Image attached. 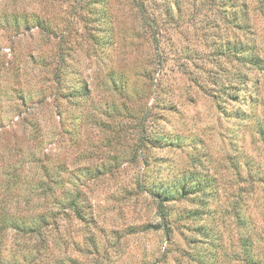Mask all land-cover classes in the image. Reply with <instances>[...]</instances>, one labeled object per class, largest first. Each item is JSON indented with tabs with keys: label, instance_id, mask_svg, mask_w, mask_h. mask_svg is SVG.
<instances>
[{
	"label": "rangeland",
	"instance_id": "obj_1",
	"mask_svg": "<svg viewBox=\"0 0 264 264\" xmlns=\"http://www.w3.org/2000/svg\"><path fill=\"white\" fill-rule=\"evenodd\" d=\"M145 1L153 15H168L159 44L168 62L162 70L156 68L153 82L143 77L144 67L155 68L152 61L158 56L131 0H0V151L10 148L17 161L36 160L29 164L30 175H38L39 164L49 161L70 163L69 169L87 163L109 167L91 189L100 215L98 232L121 245V254L111 253L110 264H175L170 255L187 247L175 234L164 254L167 224L161 223L147 189L158 177L189 182L185 189L190 196L170 204L173 211L191 208L193 195H205L199 223L205 237L215 239L201 247V264H237L234 258L247 232L256 235L264 255V67L248 73L251 97L246 91L238 100L220 96L223 102L218 103L210 91L215 76L235 70L232 53L239 38L251 44V20L264 57V15L257 12L264 0H246L250 20L243 31L233 0ZM56 50L76 70L67 75L70 80L89 81L91 98L84 106L57 96L59 84L44 67L54 63ZM111 68L121 83L117 89L106 77ZM19 90H24L25 102ZM128 93L139 97L127 98ZM157 93L171 106L159 126L174 142L143 154L132 149L134 122L118 109L126 104L137 111L145 105L157 113ZM15 105L28 118L34 114L40 119L37 139H26L20 127L10 124ZM121 122L129 125L125 131L116 125ZM110 168L112 173H106ZM160 223L164 226L157 228ZM79 232L76 222L66 225L64 245L53 259L71 262V238ZM45 259L52 260L50 255Z\"/></svg>",
	"mask_w": 264,
	"mask_h": 264
},
{
	"label": "trees",
	"instance_id": "obj_2",
	"mask_svg": "<svg viewBox=\"0 0 264 264\" xmlns=\"http://www.w3.org/2000/svg\"><path fill=\"white\" fill-rule=\"evenodd\" d=\"M131 1L136 6V17L149 31L150 45L158 56L157 61L151 60L156 66L155 68L146 69L144 67L143 77L153 82L156 68L162 70L168 62L166 52L159 51L160 39L167 29L165 24L168 15H153L145 0ZM260 2L257 12L264 15V3ZM233 6L239 29L243 31L246 26L249 27L247 23L250 20L248 4L246 0H233ZM34 20L37 26L42 29L40 18L34 17ZM16 25L18 26V24ZM253 25L251 20V44L244 43L241 38L237 41L239 46L232 53L237 59L233 73L223 72L214 78V86L210 91L213 92L212 95L218 100V103L223 102L222 96L228 100H238L240 96H246L244 95L246 91H248L246 97L252 96L251 89L247 85L248 73L250 70L259 71L264 67V57L256 44ZM100 53L107 52L100 51ZM53 58L55 59L54 63L42 64L59 84L57 96H65V100L75 103L74 105L84 106V102L91 98L89 81L86 77H78L75 80H70L67 77L68 74L76 73V70L70 68L65 62L66 55L63 51L56 50ZM182 59V63H189L188 57ZM106 77L112 81L114 89L120 87L121 83L115 82L112 68L106 72ZM160 83L158 78V83L156 81L155 85L158 86ZM19 92L18 96L21 98V102H25L24 90H19ZM135 96L139 97V93H128L127 98ZM153 105L158 108L157 113L153 114L149 111L150 108L145 105L137 111L126 104L119 106V112H126L127 116L131 118L130 120L134 122L135 133L132 137L134 151L143 152L144 149L162 147L167 143L174 142L173 138L165 134L159 126L163 112L169 110L171 106L166 107L165 99L160 93L155 95ZM167 105L169 104L167 103ZM29 113L31 114V112ZM12 118L14 120L10 124L13 123L20 127L27 136L26 139H29L30 136H33L32 140L38 138L42 126H40V119L37 116L32 114L28 118V115L19 109V105H15ZM63 118L59 110L56 124L60 131L64 128ZM125 124L126 122H121L120 125L116 123L119 129L129 127ZM27 126H32L31 132L27 130ZM131 128L133 129V127ZM123 130L125 131V129ZM115 138L119 139L120 136H114L113 139ZM122 138L126 139L127 137L122 135ZM143 154L145 153L143 152ZM44 155L45 153H43ZM13 156L10 148L4 154L2 150L0 151V264H110L111 253L117 255L120 250L119 254H121V245L118 242H110L111 239L102 237L98 232L100 215L94 203V199L97 200L96 196L91 189V185L95 186L100 182L104 168L109 167H105L102 163L95 165L87 163L69 169L70 163H63L64 161L49 163V161L46 164H39L38 175L35 172L30 175L29 164L36 160L17 161ZM146 156L148 155L144 157ZM144 160L145 163H148L147 158ZM108 172L112 173V169H108L106 173ZM158 178L151 182L147 189L153 194L155 208L162 219L161 223L167 224L165 230L166 234L168 232L169 234L166 235L168 241L164 248V254H168L174 236L177 234L187 247L181 249L175 256L170 255V259L175 264L184 262L201 264L203 261L201 247L210 244L215 239L214 237L207 239L206 233L203 232V224L199 223L205 195L195 194L192 196V199L195 200L193 207L173 211L169 207L170 204L190 196L185 189L189 182L184 178H178L168 183L167 179ZM72 222H76L80 226L78 237L71 238V244L75 247V255L71 257V262L67 263L63 259L61 261L53 259L58 256L59 249L64 245L62 232L66 229V225ZM161 223L157 228L164 226ZM184 229L189 233H184ZM246 238L241 242L235 255V262L237 264H264L263 251L258 249L256 235L247 232ZM49 255L52 258L50 262L45 259V257L49 258Z\"/></svg>",
	"mask_w": 264,
	"mask_h": 264
}]
</instances>
